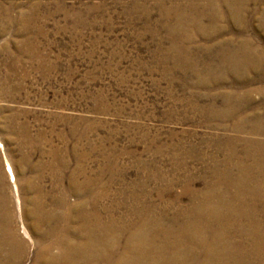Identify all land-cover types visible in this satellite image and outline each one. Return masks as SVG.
I'll return each instance as SVG.
<instances>
[{"label": "bare ground", "instance_id": "bare-ground-1", "mask_svg": "<svg viewBox=\"0 0 264 264\" xmlns=\"http://www.w3.org/2000/svg\"><path fill=\"white\" fill-rule=\"evenodd\" d=\"M138 1L140 3L134 8L147 17L150 27L153 10L146 5L147 0ZM151 1L152 8L159 13L154 35L165 31L170 46L166 48L159 41L152 53L153 66L145 65L142 69L160 72L163 78L177 76L168 84L167 90L171 94H176L175 78L183 81L189 72L196 80L190 85L205 86L204 93L210 94L212 101L202 106L188 103V106L198 110L202 121L217 130L202 137V145L212 148V152L191 142L193 133L179 137L173 132L163 140L158 134L151 136L148 129L143 128L141 132L139 126L131 143L144 142L145 149L119 148L115 142L119 134L110 131V135L99 137L102 147L97 150L89 135L91 126L86 121L85 125H77L70 131L73 135L78 134L77 137L72 135L77 141L71 154L76 158V192L80 198L69 204L66 198L63 199L64 193L59 192L58 197L63 200L59 207L65 208L63 215H50L48 222L53 224V218L55 222L44 230L48 217L42 214L36 225L40 227V234L31 236V240L20 234L10 215L7 214V223L0 216V233L7 239L0 238V264H25L30 258V264H264V104L245 110L250 104L249 97L237 98L234 95L239 93L234 89L237 85L222 87L226 77H244L252 69L264 70V63L251 62L248 57L241 61L237 54L231 53L223 54L225 60L214 64L201 60L204 51L197 53L189 43H184L192 38V32L187 31L191 26H196L201 33L211 30V35L207 36L213 37L214 30L221 31L218 25L225 19L241 21L245 25L244 16L249 12V4L255 0H193L197 4L190 3L191 0ZM259 1L263 6L264 0ZM168 2L173 5L168 6ZM218 3L226 4L227 8H221ZM258 14L264 21V7ZM206 17L213 21L210 29L202 25ZM248 25L246 29L249 30ZM178 29L186 32V36H178ZM253 38L246 40L254 42L256 39ZM251 84L246 82L241 86L249 88ZM218 88L227 92L225 95L223 92V103L217 102ZM258 89L264 90V87ZM254 90L257 88L246 93L253 94ZM94 102L96 112L113 109L104 93L95 96ZM126 129H130L129 125ZM240 142L246 147L243 155H239L236 148ZM85 145L90 149L85 150ZM96 151L104 158L97 168L91 169L86 157ZM63 153L57 146L51 150L59 160ZM65 153L69 154V151ZM143 154L148 157L144 158ZM150 155L156 156L155 159L150 160ZM126 156L134 160L130 164L121 163ZM159 156L170 159L171 168L157 163ZM189 160L199 161L203 167H193ZM7 164L10 179L17 189L15 171L9 161ZM130 169H135L138 178L129 182L125 177ZM104 174H110L109 183L102 181ZM167 174L172 176L169 180ZM119 175L121 186L113 192L115 178ZM152 182L156 184L157 197L164 200L160 205L154 202L149 189ZM177 183H181L188 194V203H183L179 194L171 195L170 190ZM198 183L202 185L198 187ZM113 194L119 198L114 200ZM166 196L169 198L165 199ZM22 225L28 232L24 222Z\"/></svg>", "mask_w": 264, "mask_h": 264}, {"label": "rangeland", "instance_id": "rangeland-1", "mask_svg": "<svg viewBox=\"0 0 264 264\" xmlns=\"http://www.w3.org/2000/svg\"><path fill=\"white\" fill-rule=\"evenodd\" d=\"M195 1L190 3L197 4ZM139 3L138 0H0V216L7 223V214L10 215L20 234L28 240L40 234L37 226L42 214L48 217L46 222L50 215H63L65 208L59 207L63 203L58 197L59 192L64 193L63 199L66 198L69 204L80 198L76 192V158L71 154L77 141L73 136L78 134L73 135L70 129L85 125V121L91 126L89 135L97 150L102 147L99 137L110 135V131L119 134L115 140L119 148L145 149L144 142L131 143L139 126L141 132L143 128L148 129L151 136L158 134L163 140L173 132L179 137L193 133L190 141L202 150L212 152V148L202 145V137L217 130L202 121L198 110L188 106V103L202 106L212 101L211 95L204 93L205 86L190 85L196 80L189 72L183 81L175 78L176 94H171L167 90L168 84L177 76L173 74L163 78L160 72L150 73L142 69L145 65L153 66L152 53L159 41L166 48L170 42L165 31L154 35L159 13L152 8V1L146 2L153 10L150 27L147 17L134 8ZM172 5V2L168 4ZM218 6L227 8L223 3H218ZM261 7L264 5L259 0L252 1L249 12L244 16L245 25L241 21L225 19L218 25L221 31L214 30L213 37L207 36L211 30L205 34L191 26L187 31L192 32V38L188 41L183 39V42L189 43L197 53L204 51L202 61L215 64L225 60V54L234 53L241 61L248 57L251 62L264 63V21L258 14ZM208 17L202 25L211 28L213 21ZM247 24L249 30L246 29ZM176 32L178 36H186V32L180 29ZM252 36L256 39L254 42L246 40ZM258 69H252L244 77L230 75L222 85L226 88L237 85L234 89L240 94L234 95L237 98L249 97L250 104L245 110L264 104V90L258 89L264 87V75L260 72L264 70ZM246 82L252 86L242 87ZM255 87V93H246ZM222 89L216 93L218 103H223L227 93ZM100 92L108 96L113 106L108 112H96L94 109V97ZM213 123L216 125V121ZM126 125H129V130H125ZM139 136L141 138L142 134ZM55 146L64 152L60 160L51 154ZM87 147L85 145V150L90 149ZM236 148L239 155L246 153L241 142ZM66 150L69 154L65 153ZM155 157L149 156L150 160ZM219 157L223 156L219 154ZM86 158L87 166L95 169L104 157L96 151ZM133 160L126 156L120 162L130 164ZM169 160L159 156L157 163L171 168ZM8 161L15 171L17 189L10 179ZM189 161L193 167H203L199 161ZM171 174H167L168 180ZM90 175L95 176L93 172ZM136 175L135 169H130L125 178L130 182L136 179ZM120 176L115 178L113 192L121 186ZM102 181L109 183L110 174H104ZM154 184L152 182L149 189L154 202L160 205L164 200L157 197ZM201 185L197 184L198 187ZM170 192L171 195H181L183 203L189 202L181 183L175 184ZM118 198L113 194L114 200ZM51 221L54 224L55 219ZM23 222L29 233L23 229ZM51 224L48 222L44 230ZM2 236L0 233V238ZM30 263L31 258L25 264Z\"/></svg>", "mask_w": 264, "mask_h": 264}]
</instances>
